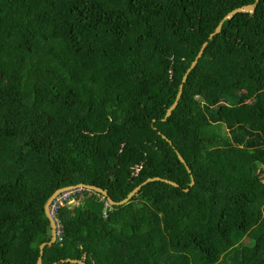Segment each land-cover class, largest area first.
Here are the masks:
<instances>
[{
    "label": "trees",
    "instance_id": "trees-1",
    "mask_svg": "<svg viewBox=\"0 0 264 264\" xmlns=\"http://www.w3.org/2000/svg\"><path fill=\"white\" fill-rule=\"evenodd\" d=\"M253 3L0 0V264L56 189L153 178L67 192L42 264H264V0L209 39Z\"/></svg>",
    "mask_w": 264,
    "mask_h": 264
},
{
    "label": "water",
    "instance_id": "water-1",
    "mask_svg": "<svg viewBox=\"0 0 264 264\" xmlns=\"http://www.w3.org/2000/svg\"><path fill=\"white\" fill-rule=\"evenodd\" d=\"M259 2V0H254V3L253 4H250V5H245V6H242V7H239V8H236L234 9L233 11H231L230 13H228L222 20L221 22L218 24V26L216 27L215 31L210 34L209 36V39H213L217 34L220 33L221 31V27L224 23V21H228L230 19H232L235 15L237 14H240V13H243V14H248V13H253L255 11V8H256V5L257 3ZM207 43H204L201 50L199 51L198 55L196 56L195 60L192 62V64L190 65L189 69L186 71V73L184 74L183 78H182V85L179 86V90H178V94L176 96V100L175 102L173 103V105L167 110L166 114H165V118L169 117L171 115V112L176 108L177 106V102L181 96V93H182V87H183V84L186 82L187 80V77L189 75V73L192 71V69L195 67V65L197 64L198 60L202 57V54H203V50L205 49ZM162 138L164 140H166L170 145V141L164 136V135H161ZM178 155V158L179 160L184 163V160L182 159V157ZM188 173H190V170L189 168L186 166V164L184 163ZM152 181H161V182H165L167 184H170L174 187H177V184L171 182V181H168V180H163V179H159V178H153ZM151 180L150 179H147L144 183H142L140 186H138L137 188H135L131 193L128 194V196L120 201V202H114L112 201L109 197H108V194L106 191L100 189V188H97V187H94V186H89V185H86V184H78L76 187H68V188H63V189H56L54 191V193L47 199L46 203L44 204V213H45V216L47 218V220L49 221V225H50V240L48 243H43L39 246V258H38V261H37V264H42V255H43V249L46 245H51L55 242L56 240V222H55V219L53 218L52 216V213L50 211V206H51V203L53 202V200L56 198L57 195H59L61 192H64V191H69V190H73L75 188H80V189H88L90 191H94V192H98L100 193L102 196L106 197V200L108 201V203L110 205H113V206H121V205H124L126 203H128L132 197L140 190V188L148 183H150ZM194 185V180L193 178L191 177V186ZM62 262H69V263H72V264H85L81 261H78V260H71V259H66L65 261L63 260Z\"/></svg>",
    "mask_w": 264,
    "mask_h": 264
},
{
    "label": "clouds",
    "instance_id": "clouds-1",
    "mask_svg": "<svg viewBox=\"0 0 264 264\" xmlns=\"http://www.w3.org/2000/svg\"><path fill=\"white\" fill-rule=\"evenodd\" d=\"M89 186H92V185H89ZM94 187H96V186H94ZM98 188V187H97ZM101 189V188H100ZM73 190H78V192L79 191H81V190H87V191H90V190H88V189H80V188H76V189H73ZM73 190H69V191H73ZM69 191H64V192H61V194L62 193H65V192H69ZM92 192H94V191H92ZM95 193H97V194H99V195H101L100 193H98V192H95ZM60 194V195H61ZM102 196V195H101ZM104 199H106V197H104V196H102ZM76 205H78V204H76V198H73L72 199V207H74V206H76ZM106 205L107 206H113V205H110L109 203H108V201H107V203H106ZM50 211H51V213H52V216H53V218H55V214H56V211L55 210H53L52 211V209H51V206H50ZM55 220H56V218H55ZM57 221V220H56ZM55 221V222H56ZM81 262H83V261H81ZM84 263V262H83Z\"/></svg>",
    "mask_w": 264,
    "mask_h": 264
},
{
    "label": "built area",
    "instance_id": "built-area-1",
    "mask_svg": "<svg viewBox=\"0 0 264 264\" xmlns=\"http://www.w3.org/2000/svg\"><path fill=\"white\" fill-rule=\"evenodd\" d=\"M65 193H67V192H65ZM64 195V194H63ZM68 196H69V194H67L64 198H63V196H58V198H59V201H54L53 203H54V206H52L51 205V209H52V211H53V209H55V206L56 205H58V206H63L64 204H63V200H67L68 199ZM70 201V200H69Z\"/></svg>",
    "mask_w": 264,
    "mask_h": 264
},
{
    "label": "rangeland",
    "instance_id": "rangeland-1",
    "mask_svg": "<svg viewBox=\"0 0 264 264\" xmlns=\"http://www.w3.org/2000/svg\"><path fill=\"white\" fill-rule=\"evenodd\" d=\"M230 150H231V148H230ZM222 151L225 152L224 149H222ZM230 152H231V151H230ZM228 154H232V152H231V153H228ZM150 180L152 181V179H150ZM60 194H61V193H60ZM60 194H59V195H60ZM63 194H64V195H63ZM67 194H69V193H62L61 196H63V198H64ZM59 195H57L56 198H55L53 201H59V198H58ZM80 200H81L80 198H76V204H78V203L80 202ZM71 207H72V206H70V208H71ZM53 210H55V209H53ZM54 219H55V218H54ZM55 221H56V220H55ZM56 223H57V221H56ZM56 228H57V224H56Z\"/></svg>",
    "mask_w": 264,
    "mask_h": 264
}]
</instances>
